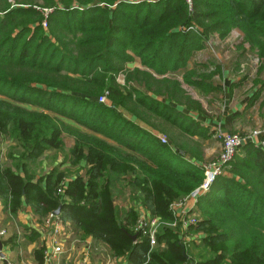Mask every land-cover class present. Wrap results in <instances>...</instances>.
Returning a JSON list of instances; mask_svg holds the SVG:
<instances>
[{"label": "trees", "instance_id": "obj_1", "mask_svg": "<svg viewBox=\"0 0 264 264\" xmlns=\"http://www.w3.org/2000/svg\"><path fill=\"white\" fill-rule=\"evenodd\" d=\"M233 32L242 37L234 68L249 55L260 61L246 110L258 103L264 110V0H193L192 9L186 0H0V144H14L0 162L4 207L15 215L25 203L41 220L59 210L64 224L128 264H145L150 249L134 231L139 208L178 225L160 232L147 264H264V148L240 150L188 213L199 223L183 239L170 208L201 185L193 158L202 159L141 127L149 117L203 145L210 140L209 127L172 107L183 91L176 77L216 96L219 67L190 64L205 38ZM136 59L142 70L128 69ZM242 118L237 111L230 123ZM64 134L75 138L70 157L85 162L86 175L61 189L66 177L58 170L46 186L34 183L32 167L46 151L64 149ZM43 251L35 252L40 263Z\"/></svg>", "mask_w": 264, "mask_h": 264}, {"label": "crops", "instance_id": "obj_2", "mask_svg": "<svg viewBox=\"0 0 264 264\" xmlns=\"http://www.w3.org/2000/svg\"><path fill=\"white\" fill-rule=\"evenodd\" d=\"M196 60L197 58L191 62L190 67L194 68L193 64L197 63ZM207 61L213 62V59L209 58L206 60V62ZM226 67H224V64H221V67L219 69L220 74H218V76L214 78L215 86L219 88L224 95L223 98H221L222 105H220L219 108H214V102H209L210 100L208 99L209 97H214V98L219 97L221 92H219L216 96L206 97L199 90L185 85V83H183V79L181 76L176 77L179 83L182 84L183 91L184 90L186 91L187 87L197 90L202 95V97H204V101L207 104L211 105L214 109V113H210L206 111L204 108L205 106L208 107V105L200 103L201 112H199L197 109H188L183 104L182 105L177 104V103L171 104L172 107H174L176 111H178L180 114L186 117L191 116L196 121L202 122L204 127L206 126L210 128L211 134H208V135H210L211 137H210V140L205 141V145L201 144L198 141L197 136H191L190 134H186L191 140L195 139L198 145H201V147L203 146L205 151L209 153L208 155H205L204 158H202V160H200L199 158L197 159L193 158L195 159L193 161L191 159L194 165L198 167L200 170H202V165L204 164L203 160L206 159L205 161H207V159H210L209 158L210 155H217V153L219 152V144L216 145L217 143L213 142L212 139L213 138L217 139L218 134H220V138H221L222 135L229 133V132L239 133L240 126H244V124L247 122V118L249 117L250 109L248 111L246 109L248 106L247 99L250 96H248L246 99L245 97H243L242 103L235 104V107L232 106V99H231L232 92H234V89L238 90L244 85L245 83L244 78L236 79V80L233 79V76H231V73H230V67L232 68L231 71H235L232 62L229 64H226ZM128 69L142 70L140 61L138 59L134 60V62L128 65ZM198 71L202 73V70H198ZM165 77L170 78L168 75H166ZM124 81H125V77H124ZM106 102H107V99L104 103ZM237 111H239V113L242 114L244 118L239 119V120H234L233 122L230 123V116L237 113ZM262 111H263V117H264V110L260 109V112ZM247 112H248V115H247ZM125 115L128 119L138 124V122L132 117H130L128 114H125ZM65 122L66 124H71L72 126L75 127V125H73L72 123H69V121L65 120ZM141 127L143 129L149 130L154 136H156L160 140L161 138L160 135L155 133L147 125L143 124L141 125ZM263 137H264V134H263ZM63 138H64L65 147L62 151L48 150L40 157V159L37 160V163L34 164L33 166V170L35 173L34 179H33L34 183L37 184L39 181H41L42 185L46 186V182H47L46 177L53 170H58L64 173L66 177L64 181L60 184V189H61L62 187L66 188L69 181L73 180L74 177L77 176L78 174L86 175L87 168L85 166V162L83 161L77 162L74 158L72 159L70 157V151L74 147L75 142H76L75 138L73 136H70V134H64ZM67 140H69V142H67ZM246 140L247 141L245 145H252V141L248 137L246 138ZM2 141L8 144V147H7L8 149L6 150V152H5L6 148L0 151V162L6 163L8 162V154L10 152V149L14 144H12L8 140H2ZM164 145H167V144H164ZM185 152L190 154L189 150ZM14 172H16V169H14ZM121 201L119 200L118 202L121 204ZM123 204L124 203H122V205ZM141 210L143 209L139 208L138 210L139 216H140ZM181 214L182 212L180 211L179 216H181ZM47 217L41 220L39 216L33 212L32 208L29 205H26L25 203L22 206V208L17 212V214L12 215L9 212V210L6 209L3 203L0 201V229L7 231V236L1 240L5 242V246H3L2 248V253L5 254L4 255L5 259L6 258L9 259L11 262L12 261L14 262L15 260L18 264H26L24 262V257H25L26 252H29L31 254V257L29 258V262H27V264H45V260H44L45 253L51 254L50 251L53 250L52 244L50 243L49 230H44L43 228L44 220ZM65 225H66L67 235L62 240L64 253L52 259L51 264H78V263L81 264V262H86L87 264H128L127 261L123 258H121L122 259L121 261L120 260L114 261L112 259V253H111L110 248L104 243L98 242L95 239H92L91 237L89 238L86 237L87 243H88L87 247L86 246L83 247L82 245L77 246V244L74 243L76 234L77 233L83 234V232L76 230L75 227H73V225H71L70 223H67ZM80 235H77V236H80ZM32 236L34 237L36 236L37 239L33 241L35 238L32 239ZM11 239H13V242L11 244H7V242ZM90 245H91V249L89 251ZM42 248L44 249L43 261L42 263H40L36 260L35 252L39 251ZM81 256L84 257L85 259L83 258L84 261L82 259L80 262H78ZM16 257L17 259H14ZM0 264H3L1 260H0Z\"/></svg>", "mask_w": 264, "mask_h": 264}, {"label": "rangeland", "instance_id": "obj_3", "mask_svg": "<svg viewBox=\"0 0 264 264\" xmlns=\"http://www.w3.org/2000/svg\"><path fill=\"white\" fill-rule=\"evenodd\" d=\"M45 11H47V10H43V12H45ZM45 28H47V27L45 26ZM204 40H205V44L207 45V47L203 52H201V54H199L196 62L199 64H204V63H206L207 59L211 58V59H213L215 66L219 67V69H220L221 64H224V67H226V64L231 63L232 60L234 59L235 55L238 54V48L241 46L240 44L242 42V37L240 36L239 33L233 32L232 34H229L225 38H219L217 36H211L209 38H205ZM189 69H192V67H190ZM213 70H214V68H213ZM231 70H232V68L230 67V73H231V76H233V79L236 80V79H241V78L243 79L244 78V82H245L241 88H239L238 90L234 89V92H232V96H231L232 106L235 107V104L242 103L243 97H245V99H246L248 96L253 95V92L256 91L257 87H254L253 79H255L259 75L260 61L254 55H249L248 56V62L246 63V65H242L239 67L236 66V68H234L235 71H231ZM248 72H249V74H248ZM200 73L201 72L198 71V74H200ZM246 75H247V77L245 78ZM117 83L119 85H122L124 83V77L119 76L117 78ZM223 96L224 95L221 92L219 97H216V98L209 97L208 100H210L209 102H214V108H219V106L222 105V99L221 98H223ZM100 98H99V101H100ZM106 99H107V97H106ZM177 100H178L177 102H179L180 104L184 103L193 109L198 108V106L201 107L200 103L207 104L204 101V97H202V95L197 90H194V89H191L188 87L186 88V91L184 90L179 94ZM207 105H208V107H206V106L204 107L205 110L210 112V113H214L213 107L209 104H207ZM261 105L262 104L258 103L256 106H253L250 108L249 117L247 118V122L244 124V126H240L239 133L229 132V133H226L224 135L225 136L226 135H241V136H243V138H247L251 134H253L255 131H258L261 133L264 132L263 111L260 112ZM147 120H148V125L151 127V129L155 133L159 134L161 138L165 139L166 144H170L173 147L177 146L179 148L186 147L190 151L191 155H195L197 157H200L201 159L204 158L205 155L209 154L208 152L205 151L203 146L201 147V145H198V143L195 139L191 140L184 132H182L178 129H174L173 127H170V126H168V125H166L160 121L154 120V119L149 118V117H147ZM144 125H147V124H144ZM152 127H154V129ZM219 138H220V134H218L217 139H214V138L212 139L213 142L217 143L216 145L219 144V152L217 153V155H210L209 156L210 159H207V161H205L206 159L203 160L204 164L207 162H210L212 160H215L220 155L221 147L223 144V138H220V139ZM172 140H173V145H172ZM67 142H69V140H67ZM252 146H255V145H252ZM7 147H8V144L5 142H2L0 144V151H2V149L6 148L5 149V152H6V150L8 149ZM32 169H33V167H32ZM185 198H183V199H185ZM123 202H126V201L122 200L121 204ZM178 204H179V201L175 202L172 205H178ZM135 223H136L135 221H132L129 224V227H128L129 230H131L134 227ZM172 224H174V223H172ZM174 225L176 226V224H174ZM0 230H2V229H0ZM172 230H176V229L174 228ZM188 233H190V231ZM80 234L81 233L76 234L74 243L77 244V246L82 245L83 247H85V246L87 247L88 246L87 238L83 234H81V235ZM77 235H80V236H77ZM30 257H31V254L29 252H26L25 257H24V262L26 264H27V262H29ZM83 258L84 257L81 256L79 258L78 262H80ZM1 259H3V260H1V262L3 264H6V263L7 264H18L15 260H14V262L13 261L11 262L7 258L6 259L1 258ZM14 259H17V257ZM84 259H83V261H84ZM112 259L114 261H118V260L121 261L122 260L121 258L118 259L117 257H116V259H114L112 257ZM114 263H116V262H114ZM78 264H80V263H78Z\"/></svg>", "mask_w": 264, "mask_h": 264}, {"label": "built area", "instance_id": "obj_4", "mask_svg": "<svg viewBox=\"0 0 264 264\" xmlns=\"http://www.w3.org/2000/svg\"><path fill=\"white\" fill-rule=\"evenodd\" d=\"M190 9H192L193 0H186ZM50 13L49 10L45 11L44 14L47 16ZM47 27V24L44 27ZM106 101V96L100 98V102L104 103ZM264 132L255 131L248 138L252 141V145L260 146L264 148V142L261 140ZM223 144L221 147V153L215 160L207 162L202 165V170L204 173V179L200 186H198L188 197L179 201L178 205H172L170 210L177 216L180 217V226L183 230L182 238L184 239V234L190 230L191 227H195L199 221L196 215L187 216L192 209L195 208L198 199L210 191L215 180L222 176L227 168V166L234 160V158L239 154L242 147L246 144V138L240 135H222ZM161 142L166 144L165 139L160 138ZM61 193V190L59 191ZM180 211L182 212L181 216ZM176 224V226L174 225ZM174 224L166 223L159 218L150 219L149 215L141 210L139 219L135 226V233L141 238H147L149 241V252L147 255V264L150 261L152 252L158 248V236L160 232L164 229H177L178 225L176 222ZM44 230H49L50 243L52 244L53 250L51 254L45 253V264H51L52 259L56 256H60L64 253V248L62 245L63 238L67 235L66 225L63 223L59 215L50 214L44 220ZM7 236L6 230H0V240ZM91 245L89 246V251ZM3 260V259H0ZM81 264H87L82 262Z\"/></svg>", "mask_w": 264, "mask_h": 264}, {"label": "water", "instance_id": "obj_5", "mask_svg": "<svg viewBox=\"0 0 264 264\" xmlns=\"http://www.w3.org/2000/svg\"><path fill=\"white\" fill-rule=\"evenodd\" d=\"M59 210L57 211V212H55V215H59ZM136 239H137V236H134L133 238H132V240L135 242L136 241ZM2 248H3V245H2V241L0 240V257L1 258H5L4 257V254L2 253Z\"/></svg>", "mask_w": 264, "mask_h": 264}]
</instances>
